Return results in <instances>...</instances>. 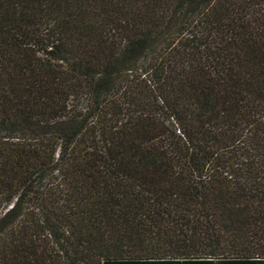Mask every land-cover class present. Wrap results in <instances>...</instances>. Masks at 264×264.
I'll list each match as a JSON object with an SVG mask.
<instances>
[{"label": "trees", "instance_id": "1", "mask_svg": "<svg viewBox=\"0 0 264 264\" xmlns=\"http://www.w3.org/2000/svg\"><path fill=\"white\" fill-rule=\"evenodd\" d=\"M0 264H264V0H0Z\"/></svg>", "mask_w": 264, "mask_h": 264}]
</instances>
